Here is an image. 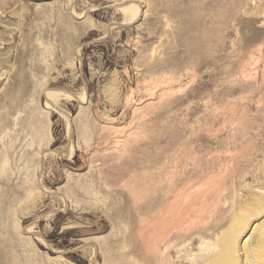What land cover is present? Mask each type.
<instances>
[{
	"label": "rangeland",
	"instance_id": "rangeland-1",
	"mask_svg": "<svg viewBox=\"0 0 264 264\" xmlns=\"http://www.w3.org/2000/svg\"><path fill=\"white\" fill-rule=\"evenodd\" d=\"M0 264H264V0H0Z\"/></svg>",
	"mask_w": 264,
	"mask_h": 264
},
{
	"label": "bare ground",
	"instance_id": "bare-ground-1",
	"mask_svg": "<svg viewBox=\"0 0 264 264\" xmlns=\"http://www.w3.org/2000/svg\"><path fill=\"white\" fill-rule=\"evenodd\" d=\"M132 8H133V7H132ZM132 8H131V9H132ZM134 12L137 13L136 9L134 10ZM135 13H134V16H135L134 19L137 17V14H138V13H137V14H135ZM132 17H133V16H132ZM132 17H131V18H132ZM156 223H157V222H156ZM153 227H154V226H153ZM156 229H157V228H156ZM162 229H163V228H162ZM156 232H157V231H156ZM161 235H162V233H161ZM165 238H167V237H165ZM163 240H165V239H163ZM164 242H165V241H164ZM157 243H158V239H157ZM157 243H156V244H157ZM161 243H162V242H161ZM163 245H164V244H163Z\"/></svg>",
	"mask_w": 264,
	"mask_h": 264
}]
</instances>
